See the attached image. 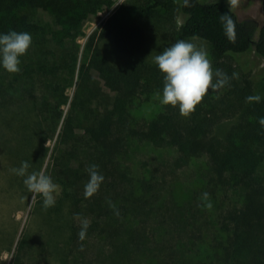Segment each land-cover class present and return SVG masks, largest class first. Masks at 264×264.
Here are the masks:
<instances>
[{"label": "trees", "instance_id": "trees-1", "mask_svg": "<svg viewBox=\"0 0 264 264\" xmlns=\"http://www.w3.org/2000/svg\"><path fill=\"white\" fill-rule=\"evenodd\" d=\"M231 1L132 0L128 8L134 14L119 9L88 38L89 57L78 69L73 101L81 113L62 122L82 25L111 2L0 0V33L32 35L21 71L0 70L2 122L18 138L10 148L16 150L17 168L27 161L30 172L39 171L31 152L38 153L41 141L58 133L61 152L44 174L62 187L54 207H64L69 221V259L64 264H264V128L258 123L264 117V99L246 102L254 95L255 82L245 73L252 66L250 52L264 60V0L260 24L240 20ZM179 14L183 22L176 27ZM221 14L235 23L234 41L224 35ZM132 17L154 27L168 23L166 37L172 42L198 38L194 40L208 47L213 70L226 74L228 83L209 91L188 116L162 106L139 123L137 104L157 96L163 77L153 63L159 47L152 59L143 57L147 39ZM104 42L111 46L109 57L100 48ZM91 72L113 94L106 106ZM259 83L264 89V72ZM231 119L234 123L222 136L216 134V127ZM140 143L171 150L175 157L135 176L129 156ZM37 159L42 162L38 154ZM202 159L204 170L197 172L190 188L180 191L179 172ZM93 164L104 181L93 195L85 196L87 169ZM229 192L239 194V201L229 200ZM37 204L43 210V201Z\"/></svg>", "mask_w": 264, "mask_h": 264}, {"label": "rangeland", "instance_id": "rangeland-1", "mask_svg": "<svg viewBox=\"0 0 264 264\" xmlns=\"http://www.w3.org/2000/svg\"><path fill=\"white\" fill-rule=\"evenodd\" d=\"M109 1L111 2L109 6L104 5L100 7L94 14L88 16L82 25L81 36L77 41V52L74 53L77 67L72 76L73 83L67 86L65 90L67 100L61 107L63 113L61 118L62 122L63 119L67 118L70 114L78 113V111L81 113L82 108L77 107L76 103L74 104L73 101L77 90L76 82L78 69L82 64L87 65L89 57L85 49L88 38L94 33L98 34L99 29H101L106 20L119 9L123 10V8L126 7L127 10H124L123 14L131 15V13H133V11L128 8L132 0ZM133 1L134 3L136 2V0ZM261 1L262 0H233L230 2V6L240 20L253 19L260 24L263 18ZM41 16L45 21L50 23L48 16L45 14ZM132 19L135 20L133 17ZM135 21V23L143 29L147 39L146 47L142 51L144 58L152 59L149 58V56L153 55L157 47H159V51L155 54L175 43L166 37L168 34L166 33L169 27L168 23L164 25L162 21L161 26L155 24L157 26L154 27V25H152L153 23H150L144 18H137ZM182 22L183 16L179 14L176 17V27H179ZM192 42L196 43L198 46H203L208 51V47L205 43L199 40H193ZM110 47L111 46L106 42L100 44L102 52L108 57L111 56ZM247 57L251 61L252 66L247 69L245 73L254 79V95L258 94L264 99V89H262L259 83L260 77L263 76L264 72V60L255 56L253 51L250 52ZM122 58L124 59V57H121L118 60ZM91 77H93L97 87L103 91L102 93L104 95L101 97L103 106L111 103L113 94L103 87V83L98 78L97 73L91 72ZM162 106L157 96L151 97L148 100H142L135 108V116H137V120L140 123L141 121L151 118ZM9 111L15 110L9 109ZM4 113L5 111L0 110V264H64L66 259H69L66 253L67 227L69 224L66 210L64 207L57 209L54 207L55 204L53 207L40 210L37 203L43 201V197L40 194L28 191L23 183L25 177L18 176L17 178V175L12 171V169L17 168L13 159L16 150L10 151V148L15 144V140L18 138L12 135L10 129L8 130L9 127L7 124H3L2 116ZM233 123L234 120L232 119L222 121L216 127V134L222 136ZM76 124L78 123H75V125ZM80 127L81 126H79V128ZM80 132L81 131L76 130L77 134H81ZM57 139L58 133L55 132L53 136H48L41 141L38 153L31 152V154H34V157L30 154L31 158L39 165V173L44 174L46 169H48V165L49 168L54 166L55 154L56 152L57 154L61 152V150H59L60 146H57ZM29 151L30 150L27 149L23 154L27 157ZM37 154L39 158L42 157L41 163L37 159ZM174 157L175 152L171 150L156 149L147 143H140L131 148L129 164L136 176V174L139 175L148 171L150 167L153 168L158 166V168H161V161L164 163ZM204 168L205 163L203 159L192 162L189 167L179 172L176 187L179 188L180 191H186L191 187L193 179L197 178V172L204 170ZM27 173L30 174L32 172L27 170ZM61 189L62 187L58 185L52 193L54 201ZM228 196L229 200L233 199L234 201H239V194L229 192ZM50 214L51 217H48Z\"/></svg>", "mask_w": 264, "mask_h": 264}, {"label": "clouds", "instance_id": "clouds-1", "mask_svg": "<svg viewBox=\"0 0 264 264\" xmlns=\"http://www.w3.org/2000/svg\"><path fill=\"white\" fill-rule=\"evenodd\" d=\"M220 23L224 35L230 41L235 39V23L227 14H221ZM188 40H178L171 46L164 48L153 58L158 72L163 77V87L157 93L159 103L178 109L179 114L188 116L202 102L206 94L216 92L228 83V77L221 70H213L209 53L203 46H198ZM32 35L26 31L10 30L0 33V70L9 74L21 71V58L31 47ZM235 76V74H233ZM260 95L246 97V102L259 103ZM264 128V117L258 119ZM30 167L27 161L21 162L19 168L12 171L21 177L28 191L43 197V207L46 209L54 205L52 193L57 188L52 178L39 172L27 173ZM88 180L84 185L85 196L93 195L104 181V176L98 171L97 165H90L87 169ZM207 198V193L204 194ZM210 206V205H209ZM87 222L84 223L80 238L86 235Z\"/></svg>", "mask_w": 264, "mask_h": 264}]
</instances>
